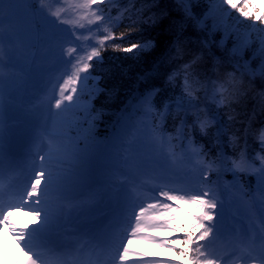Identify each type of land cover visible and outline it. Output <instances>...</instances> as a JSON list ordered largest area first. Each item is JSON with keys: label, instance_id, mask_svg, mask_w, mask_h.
Here are the masks:
<instances>
[{"label": "snow or ice", "instance_id": "obj_1", "mask_svg": "<svg viewBox=\"0 0 264 264\" xmlns=\"http://www.w3.org/2000/svg\"><path fill=\"white\" fill-rule=\"evenodd\" d=\"M99 3L103 4L104 0H99ZM143 3L155 4L156 0H143ZM220 3L247 20L264 24V15H254L258 8L251 0H220ZM97 4L98 0H79L70 4V8L82 10V14L75 20H66L62 18V10L53 11L47 0H0V53H4L7 47L9 56L7 64L0 63V88L5 83L11 86L16 82L11 75L6 80L3 69L16 67L12 62L14 55L29 46L28 39L33 33L43 32L45 43L59 49L58 63L66 66L62 83L56 86L58 92L53 97L54 103L50 102V115H59L80 106L89 82L99 83L102 76L95 73L103 65L102 51L107 41L119 39L123 42L127 39V47L115 44L114 49L134 57L155 47L152 40L133 42L131 32L115 37L105 28L107 34L97 41L98 46L94 45L91 51L80 55L76 43L80 37L73 28L64 25L79 24L83 28L82 20L89 24L102 20L103 16L93 11ZM184 11L188 13L187 8ZM143 12L142 8L129 15L130 27L137 23L132 15L139 16ZM149 22L156 23L154 16L144 21ZM174 47V55L166 57L170 62H178L185 55L179 37ZM261 51L264 52V48ZM200 60L201 56H193L168 76L170 83L178 78L183 81L182 95L174 102L177 112L183 114L177 135L166 137L161 125L155 123L147 141L150 152L146 157L128 155L132 149L129 142L124 148L126 154L121 157L122 166L109 164L105 167L103 183L107 188L103 191L94 187L99 181L87 142L81 148L42 129L32 137V146L26 154L30 163L25 167L15 154L5 152V128L3 119H0V181L8 178L6 185L0 183V224H9V215L4 213L10 208L27 209L35 218L31 226L12 229L21 245L22 258H27L24 264H69L66 257L73 254L72 264H78L84 248L76 245L81 241L88 243L89 255L96 256L88 264H174L167 260L148 259L142 253H134L138 259L130 262L128 244L133 239L173 251H177L174 245H182L178 254L185 264H264V156L258 157L260 167L245 150L236 157L220 153L215 158H206L208 153L203 151V146L197 147L190 136L185 135L186 127L191 131L198 126L199 131L207 135L209 128L215 126V137L219 142L227 133L221 113L208 105L200 106L197 93L201 90L208 98L210 85V98L216 109H230L239 99L240 82L235 74L227 73L224 77L202 82L197 71ZM21 71L38 74L40 69ZM261 72L264 73V67ZM154 94L150 92L140 101L145 115L153 111ZM53 108L56 110L54 113L51 111ZM169 111L170 106L166 104L164 111L157 115L163 120ZM189 117L193 121L191 125H188ZM128 119L121 116L113 126L109 142L111 148L124 146L129 134ZM234 119L228 115L229 121ZM182 137L188 140L189 148L178 155L173 142L180 141ZM259 140L264 148V129L259 131ZM230 141L238 143V138L233 135ZM165 144L169 146L167 150ZM224 171L231 172L233 176H256L255 190L246 188L239 181L222 187L212 176L218 178ZM85 190L88 191L87 199H81ZM5 196L9 198L6 206L3 203ZM104 196L115 200L113 219L107 224L90 221L88 218L94 215L98 198ZM180 203L193 209L185 214L188 225L177 222L176 213L183 211L179 208ZM226 204L235 208V221L239 222L240 218L248 221L245 227L223 223ZM71 216L83 220L73 233L75 239L67 241L63 239L60 228L62 222ZM150 232L160 233L163 238L148 234ZM175 233H183L182 238L168 239Z\"/></svg>", "mask_w": 264, "mask_h": 264}, {"label": "rangeland", "instance_id": "obj_2", "mask_svg": "<svg viewBox=\"0 0 264 264\" xmlns=\"http://www.w3.org/2000/svg\"><path fill=\"white\" fill-rule=\"evenodd\" d=\"M180 1L185 5L197 2V0ZM203 1H205L210 11V13L204 17V20L206 21L207 19L214 24L212 30L216 32V36L220 39L219 45H217L219 46V51L220 46L225 51L226 43H229L230 46H226L227 49H229L228 54H231L233 58H236V61H242V59H244L246 60L247 65L253 64L255 67H264V52L261 51V49L264 48V44H262V41H264V24H260L257 21L246 26L247 23L244 24L242 21L245 18L238 14L239 19L235 20L233 25H230L229 19L234 10L230 8L228 9L226 5H221L220 0ZM78 2L79 0H47V3L52 6L53 11L58 8L62 10V18L66 20H75L82 14V10H74L69 7L70 4ZM112 2H114V0H104V3L100 4L98 0V4L93 11H97L98 14L103 16V19L100 21L89 24L87 20H82L81 23L83 24V28H81L79 24L64 25V27L73 28L76 34L80 37L76 42L79 46L80 55H85L87 52L91 51L92 46H97V41L102 38V35L107 34L104 31L105 28L110 31L112 26L115 25L113 19H111L113 14H102V11L99 10L102 5L109 6ZM251 3L257 5V16L264 15V0H251ZM203 25L205 26V24ZM28 44L29 46L23 48L14 55L12 62L16 67L14 69L4 67L3 69L6 80L8 76L11 75L16 81L11 86H9L8 83H5L3 88H0V119H3L5 128V142L3 145L5 152L11 137L14 134L22 140H28L29 136H31L36 129L39 119L41 125L44 127L43 129H47L48 132L54 133L59 139H62L65 142L78 144L81 148L85 147L86 142L90 148L93 143L97 142L99 139H103L101 146L102 149L98 154L96 153L93 155L96 179L99 181L94 187L101 191L105 190L107 188L103 183L105 179V167L109 164L122 166L121 157L126 154L124 148L128 146L129 142L132 144V149L127 153L130 156L146 157L150 152L147 141L151 135L152 127L155 123H159L162 127V121L164 119H160L157 115V109L154 107L151 114L145 115L140 101L148 95V93L153 91L143 93L138 100L131 103L129 105L130 110L123 112L128 115H120V117L127 116L129 118V134L125 138L123 147L113 149L109 143L112 140L113 134L104 139L105 128L100 129L99 115L93 109L94 99L101 91L99 83L94 84L92 81L89 82L88 87L85 88L84 94L81 97L80 106L73 107L69 111L63 112L59 115H50V102L54 103L53 97L55 93L58 92V87L56 86L58 83H62V77L66 66H62L58 63L59 49L55 45H48L45 43V35L43 32L31 34L28 39ZM254 44L256 50L253 53H250L252 56L245 59L244 57H247L245 56V53L249 52ZM256 55H258L257 58L259 59L257 62L259 64L257 62L255 63L253 60ZM8 60L9 56L6 47L4 53H0V63L7 64ZM67 67L70 68V66ZM27 68H38L40 71L38 74L21 71V69ZM38 87H40L39 91L36 90ZM89 93L92 94L89 95ZM24 106H26V108H24ZM29 111L31 112L28 113ZM51 111L54 113L56 110L53 108ZM58 126L61 127V129L59 133H56L58 132ZM164 135L167 137L168 135H171V133L168 132L167 134L164 131ZM181 144V141H177V143L173 142L177 154ZM164 147L165 150H167L169 146L165 144ZM188 148L189 145L185 144L184 147L182 146L180 148L181 151L179 154ZM24 162H26V160H24ZM29 163L30 160H28V164ZM215 177L214 179H217V182L222 187L239 181L250 190H255L258 179L254 175H246V177L249 178L247 182H243L240 175L233 176L231 181H224L223 179L218 180L219 177ZM252 181L254 183L253 185L250 184ZM0 183L6 185L8 182L0 181ZM87 196L88 191L86 197L83 199H87ZM179 208L183 211L176 213L178 217L177 222L188 225V216L185 214L191 213L193 211L192 207L188 204L180 203ZM115 210V200L108 196H104L102 199L98 198L94 215L88 219L90 221H102L103 223H106L107 216L109 214L113 216ZM235 211L234 207L226 204L223 223L229 226L235 225L236 227H245L248 223L247 220L240 218V221L237 222L233 219ZM13 213H16L17 216L15 220L11 221L10 215ZM4 214L9 215V224H0V264H17V261H20V264H24V261H26L27 258H22L21 245L17 243V237L12 234V229L13 226H18L19 228L28 224L30 226V224L32 225L34 223L35 218L30 215L29 210L27 209H9ZM82 220L83 218L77 220L74 216H71L62 222L60 230L63 234V239L67 241L74 240L75 237L73 236V233L76 231L77 225ZM148 234L160 235L161 238H163V236L157 232H150ZM182 236L183 233H175L169 235L168 239H175L177 237L182 238ZM138 241L144 246H148L147 244L152 246L150 249L151 251L149 252H139L144 254L148 259H155L158 261L167 260L174 262V264H185V260L178 254V250L182 245H174L173 247H175L177 251H173L168 247L157 246L151 242L142 240ZM81 245L84 248L83 253L79 256L81 264H87L89 260H95V254H92L91 256L89 255L88 243L81 241L78 247ZM130 253H133V250H131ZM100 259L103 260L104 256L101 255ZM137 259L138 258L135 256L129 258V261H136Z\"/></svg>", "mask_w": 264, "mask_h": 264}, {"label": "trees", "instance_id": "obj_3", "mask_svg": "<svg viewBox=\"0 0 264 264\" xmlns=\"http://www.w3.org/2000/svg\"><path fill=\"white\" fill-rule=\"evenodd\" d=\"M115 4L117 6L113 7L112 11L119 18V25L113 29V35L119 37L121 33L131 32L133 42L152 40L155 47L139 57H134L130 53L114 49L115 44L127 47V39L123 42L116 39L105 43L102 51L103 65L95 73L102 76L99 80L102 90L94 101V109L100 119V129L110 127L118 112L134 94L152 90L155 93L154 104L159 110L166 104L173 105L166 119V127L173 134L182 118V113L174 109V102L182 95L183 81L178 78L170 83L168 76L184 61L193 56H201L197 71L202 82L224 77L227 73H234L240 82L239 99L230 109H216L210 98H203V90L197 93L201 102L207 100L210 108L221 113V118L227 125V133L220 140L226 157H236L241 150H245L248 157L258 166L260 160L257 156H264V148L259 140V131L264 129V73L261 72V67L247 65L244 59L236 61V58L228 54L229 43H226L225 51L221 46L219 51L217 45L220 39L212 30L214 24L204 20L210 13L205 1L197 0L185 5L180 0H156L155 4H144L143 0H135L134 3L130 0H117ZM142 8V15H132V19L137 20V23L130 27L129 15ZM185 8L188 13L184 11ZM238 14L240 13L234 10L229 19L230 25L239 19ZM254 15H258L257 11ZM150 16L156 19L155 24L144 23ZM242 21L247 23L246 26L254 23L247 19ZM178 37L185 55L178 62H170L166 57L174 55ZM255 50L254 44L250 51L245 53L247 57L244 58L252 56L250 53ZM257 57L258 55L253 59L255 63L259 59ZM208 91L210 93V89ZM228 115L234 116V121H229ZM192 123V118L189 117L188 125ZM215 131V126H212L208 134L204 135L198 126L191 131L186 127L185 135L193 138L197 147L203 146V151L208 153L206 158H215L219 155L221 147L215 137ZM233 135L238 138V143L230 141Z\"/></svg>", "mask_w": 264, "mask_h": 264}, {"label": "bare ground", "instance_id": "obj_4", "mask_svg": "<svg viewBox=\"0 0 264 264\" xmlns=\"http://www.w3.org/2000/svg\"><path fill=\"white\" fill-rule=\"evenodd\" d=\"M16 216H17L16 213L11 214L10 220L11 221L15 220ZM13 228H19V227L18 226H13ZM147 245L148 246H144V245H142V243L140 241L133 239L132 242L128 244L129 249L133 250V253L130 254L129 258L135 257V255H133L134 253H139V252H143L144 253V252H147V251L148 252L151 251L150 249H151L152 246H150L149 244H147Z\"/></svg>", "mask_w": 264, "mask_h": 264}]
</instances>
